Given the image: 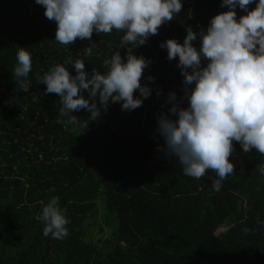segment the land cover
<instances>
[{
  "label": "trees",
  "instance_id": "16d2710c",
  "mask_svg": "<svg viewBox=\"0 0 264 264\" xmlns=\"http://www.w3.org/2000/svg\"><path fill=\"white\" fill-rule=\"evenodd\" d=\"M229 7L183 0L181 12L136 48L120 46L124 33L115 29L64 46L55 40L57 23L35 0H0V264H264V154L245 153L234 141L235 173L215 191L216 174L186 176L157 131L159 115H171L170 93L187 107L179 58L170 61L161 43H183L188 27L206 31ZM236 12L237 19L247 14L239 6ZM93 42L88 56L84 48ZM193 43L199 47V38ZM20 47L32 56L28 93L24 78L13 76ZM113 52L150 61L141 83L152 94L135 110L120 102L102 108L97 99L95 120L87 109L63 114L61 97L39 82L52 66L71 68L65 62L78 59L86 72L105 74ZM52 198L67 209L63 239L44 235L40 217ZM86 223L108 235L85 237Z\"/></svg>",
  "mask_w": 264,
  "mask_h": 264
},
{
  "label": "clouds",
  "instance_id": "9594fccd",
  "mask_svg": "<svg viewBox=\"0 0 264 264\" xmlns=\"http://www.w3.org/2000/svg\"><path fill=\"white\" fill-rule=\"evenodd\" d=\"M45 9V16L57 23L55 40L64 46L77 39L91 40L93 33L123 32L120 46L144 45L157 35L160 27L172 21L183 8V0H35ZM256 3L254 9L249 5ZM228 11L215 15L207 30L199 34L191 27L183 43L168 39L161 43L168 59L177 57L184 77V100L169 94L172 106L158 117L157 131L163 137V150L175 156L186 176L201 179L211 170L216 174L213 188L220 191L222 182L234 174L235 165L229 159L234 141L245 153L256 149L264 154V0H222ZM247 14L237 19L236 8ZM199 38V47L193 42ZM95 42L84 48L91 56ZM13 76L21 90L30 92L27 78L32 72V56L28 47H20ZM52 66L39 82L46 84V94L61 97V112L73 114L87 109L95 120L101 108L110 102H120L122 110L132 111L142 106L152 89L142 85L141 78L150 61L144 56L128 54L123 59L113 52L105 60L107 73L94 69L85 71L83 60L66 61ZM154 80V77H149ZM194 85V86H193ZM87 90L88 95H83ZM139 90L140 96L134 95ZM157 91V95H160ZM34 101L40 97L33 96ZM98 99V104L93 102ZM174 117V118H173ZM212 179V177H209ZM44 235L63 239L69 235L67 209L52 198L42 209Z\"/></svg>",
  "mask_w": 264,
  "mask_h": 264
},
{
  "label": "rangeland",
  "instance_id": "374dc122",
  "mask_svg": "<svg viewBox=\"0 0 264 264\" xmlns=\"http://www.w3.org/2000/svg\"><path fill=\"white\" fill-rule=\"evenodd\" d=\"M91 220L92 219H90L89 221H91ZM220 230H223V228H221ZM84 235H85V237H87V235H88L90 237V239L97 241L100 237L107 236L108 231L100 232L97 225L87 226V223H86L85 229H84Z\"/></svg>",
  "mask_w": 264,
  "mask_h": 264
}]
</instances>
